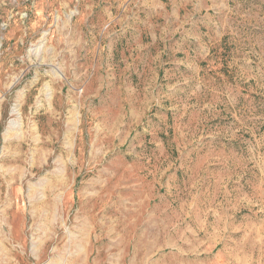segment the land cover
<instances>
[{
	"label": "rangeland",
	"instance_id": "obj_1",
	"mask_svg": "<svg viewBox=\"0 0 264 264\" xmlns=\"http://www.w3.org/2000/svg\"><path fill=\"white\" fill-rule=\"evenodd\" d=\"M0 264H264V0H0Z\"/></svg>",
	"mask_w": 264,
	"mask_h": 264
}]
</instances>
